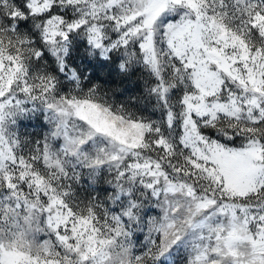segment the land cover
Segmentation results:
<instances>
[{
    "label": "snow or ice",
    "instance_id": "1",
    "mask_svg": "<svg viewBox=\"0 0 264 264\" xmlns=\"http://www.w3.org/2000/svg\"><path fill=\"white\" fill-rule=\"evenodd\" d=\"M0 264H264V0H0Z\"/></svg>",
    "mask_w": 264,
    "mask_h": 264
}]
</instances>
